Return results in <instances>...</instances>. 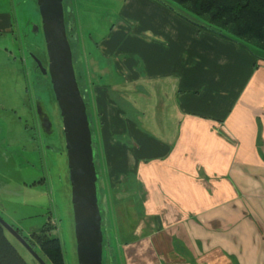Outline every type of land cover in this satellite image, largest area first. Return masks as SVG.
Wrapping results in <instances>:
<instances>
[{"label": "crops", "instance_id": "1", "mask_svg": "<svg viewBox=\"0 0 264 264\" xmlns=\"http://www.w3.org/2000/svg\"><path fill=\"white\" fill-rule=\"evenodd\" d=\"M122 5L79 60L113 200L134 207L115 211L118 264H264V59L158 0ZM20 28L0 0V141Z\"/></svg>", "mask_w": 264, "mask_h": 264}, {"label": "rangeland", "instance_id": "2", "mask_svg": "<svg viewBox=\"0 0 264 264\" xmlns=\"http://www.w3.org/2000/svg\"><path fill=\"white\" fill-rule=\"evenodd\" d=\"M158 1L168 8L172 6L177 10L179 7L173 3ZM123 2L127 5L134 0H62L64 14L70 11V18L75 22V39L69 38V43L75 62L73 64L79 74L82 75L84 72L79 62L80 50L83 54L86 48L89 52L94 50V43L100 42L105 35L116 29L120 21L118 13ZM13 4L16 6L17 18L21 24L20 34H17V46H21L23 52H15L18 56L15 63L18 73L13 78L14 80L8 81L6 89L7 103L11 107L18 104V110L7 111L6 119L14 120L16 125L10 126L12 125L10 122L8 130L12 136L9 135L6 141H0L2 148L0 155H6V159L0 157V217L27 235L32 230H38L48 220L49 225L52 226L50 234L58 237L61 242L65 264H77L61 117L48 76L40 72L36 73L34 70V55L41 60L44 66L47 65L40 17L35 0H13ZM19 12H21L20 17ZM29 20L34 21L31 23L38 24L37 34L33 32L34 24H26ZM14 48L16 45H13ZM21 56L22 61L19 58ZM260 58L263 59V57ZM6 76L10 77V73H6ZM88 79L91 78L88 77ZM83 80L82 78L78 80L79 86L83 87ZM12 85L20 93L19 98L9 97L12 96L11 91L14 89ZM25 87H28L27 95L24 93ZM86 102L87 113L91 116L90 102L87 99ZM37 107H40V111L48 117L51 123L49 131L45 132L41 129L37 120ZM16 110L17 113L14 114ZM96 123L97 119L92 118L91 136L98 175L97 187L104 189V193L100 196V206L104 217L102 229L109 247L103 246V262L104 264H118L112 229L117 224L115 211L120 213L119 208L121 207H116L113 200V186L116 184L112 176L114 173L109 170L107 159L103 158L99 152L96 141ZM14 137L15 139L12 140ZM12 167L16 169L15 173H12ZM4 232L28 264H37L34 257L11 233L7 230ZM40 257L45 261L42 256Z\"/></svg>", "mask_w": 264, "mask_h": 264}, {"label": "water", "instance_id": "3", "mask_svg": "<svg viewBox=\"0 0 264 264\" xmlns=\"http://www.w3.org/2000/svg\"><path fill=\"white\" fill-rule=\"evenodd\" d=\"M45 43L46 67L35 55V66L47 75L54 100L59 109L66 151L70 201L72 205L77 264H103V233L98 206V175L94 161L92 132L86 104L80 93L72 61V51L66 30L75 22L65 25L62 0H35ZM33 32H39V26ZM37 116L43 131H49L48 117L37 107ZM0 225L34 257L37 264H47L16 229L0 217Z\"/></svg>", "mask_w": 264, "mask_h": 264}, {"label": "trees", "instance_id": "4", "mask_svg": "<svg viewBox=\"0 0 264 264\" xmlns=\"http://www.w3.org/2000/svg\"><path fill=\"white\" fill-rule=\"evenodd\" d=\"M162 1L179 6L177 10L175 9L176 12L189 22L222 36L239 41L253 54V56L263 57L264 59V0ZM70 21L73 22L74 20L72 19ZM74 30L75 27H73V33ZM67 34L69 33L67 32ZM73 63L75 62L73 61ZM73 67L79 86L78 80L82 78V75L79 74V71L75 70L74 64ZM79 89L86 104L87 111L86 99L88 100V98L85 89L82 86H79ZM87 116L91 129L92 118L88 113ZM97 193L98 206L101 214V230L103 233L102 244L103 246L106 245L108 248L106 236H104L102 229V221L104 220V217L102 207L100 206V196L104 193V189L97 187ZM122 206L124 207L123 210ZM120 207L119 211L125 215L129 210L134 209V207L131 209V206L126 204L120 205ZM138 211L140 210H135V213L139 214ZM14 228L23 238H25L28 244L45 259L47 264H65L61 242L58 237L50 234L52 226L49 225L48 220L38 230H32L28 235L24 234L19 228ZM4 231L5 229L0 225V264H28L16 247L6 237Z\"/></svg>", "mask_w": 264, "mask_h": 264}, {"label": "flooded vegetation", "instance_id": "5", "mask_svg": "<svg viewBox=\"0 0 264 264\" xmlns=\"http://www.w3.org/2000/svg\"><path fill=\"white\" fill-rule=\"evenodd\" d=\"M36 2V1H35ZM70 9V8H69ZM70 16H71V14H70V11L69 12H67L66 13V15L64 14V20H65V25H67L68 23H69V21L70 20H72V19H70ZM72 30H73V28L71 29V30H66V33L68 32L69 34H67V37L69 36V38H74V33H72ZM72 33V34H71ZM75 37H76V35H75ZM75 39V38H74ZM42 65H43V63H42ZM44 66V65H43ZM46 67V66H45ZM34 70H35V72L37 73V72H40L39 71V69H37L36 68V66H35V64H34ZM41 73V72H40ZM37 120H38V123L40 124V119H39V117L37 116ZM105 236V235H104ZM108 244V243H107ZM109 248V247H108ZM111 255V254H110Z\"/></svg>", "mask_w": 264, "mask_h": 264}]
</instances>
